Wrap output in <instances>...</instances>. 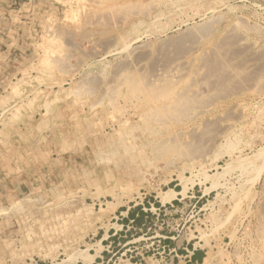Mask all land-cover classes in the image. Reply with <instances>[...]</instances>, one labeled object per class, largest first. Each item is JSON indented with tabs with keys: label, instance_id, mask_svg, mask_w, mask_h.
I'll use <instances>...</instances> for the list:
<instances>
[{
	"label": "rangeland",
	"instance_id": "rangeland-1",
	"mask_svg": "<svg viewBox=\"0 0 264 264\" xmlns=\"http://www.w3.org/2000/svg\"><path fill=\"white\" fill-rule=\"evenodd\" d=\"M188 244L264 264V0H0V264Z\"/></svg>",
	"mask_w": 264,
	"mask_h": 264
},
{
	"label": "crops",
	"instance_id": "crops-1",
	"mask_svg": "<svg viewBox=\"0 0 264 264\" xmlns=\"http://www.w3.org/2000/svg\"><path fill=\"white\" fill-rule=\"evenodd\" d=\"M174 245V243H172ZM188 254L185 253L184 251L180 252L181 254H183V257L185 259V264H199L200 262H202L203 260V252L202 251H198L196 250L194 247H190V245L188 244ZM180 251V250H179ZM97 259V258H96ZM95 262V260H91L90 264H93Z\"/></svg>",
	"mask_w": 264,
	"mask_h": 264
},
{
	"label": "trees",
	"instance_id": "trees-1",
	"mask_svg": "<svg viewBox=\"0 0 264 264\" xmlns=\"http://www.w3.org/2000/svg\"><path fill=\"white\" fill-rule=\"evenodd\" d=\"M143 213L141 212V215H142ZM129 216H131L132 217V214H129ZM133 220H134V222H135V224H138L139 223V221H140V218H138V217H133L132 218ZM127 218L125 219V220H123V222H122V225L125 227V225H126V222H127ZM111 240H113V238H110V241Z\"/></svg>",
	"mask_w": 264,
	"mask_h": 264
},
{
	"label": "bare ground",
	"instance_id": "bare-ground-1",
	"mask_svg": "<svg viewBox=\"0 0 264 264\" xmlns=\"http://www.w3.org/2000/svg\"><path fill=\"white\" fill-rule=\"evenodd\" d=\"M195 1H196V0H195ZM167 4H168V3H167ZM170 9H171V8H170ZM167 11H168V10H167ZM162 12H163V11H162ZM158 13H159V12H158ZM168 13H169V12H168ZM160 15H161V14H160ZM155 20H156V19H155ZM155 20H154V21H155ZM93 35H94V34H93ZM87 37H88V36H87ZM202 106H203V105H202ZM196 110H197V109H196ZM200 111H201V110H200ZM169 191H171L172 194L174 195L175 192H174L173 190H169ZM165 195H166V194H165ZM165 195H164V196H165ZM164 196H162V197H164ZM165 197H166V196H165ZM166 198H167V197H166ZM160 199H161V198H160ZM163 199H164V198H163ZM162 201H163V200H162ZM206 259H207V258H206Z\"/></svg>",
	"mask_w": 264,
	"mask_h": 264
}]
</instances>
